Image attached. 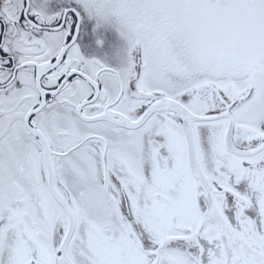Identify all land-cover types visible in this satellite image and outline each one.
<instances>
[{
    "label": "snow or ice",
    "instance_id": "1",
    "mask_svg": "<svg viewBox=\"0 0 264 264\" xmlns=\"http://www.w3.org/2000/svg\"><path fill=\"white\" fill-rule=\"evenodd\" d=\"M0 264H264V0H0Z\"/></svg>",
    "mask_w": 264,
    "mask_h": 264
}]
</instances>
